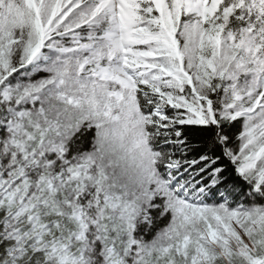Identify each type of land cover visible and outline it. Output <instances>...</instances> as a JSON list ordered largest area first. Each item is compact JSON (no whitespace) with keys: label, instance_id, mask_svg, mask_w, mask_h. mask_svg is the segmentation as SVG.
Segmentation results:
<instances>
[{"label":"snow or ice","instance_id":"6c2138e0","mask_svg":"<svg viewBox=\"0 0 264 264\" xmlns=\"http://www.w3.org/2000/svg\"><path fill=\"white\" fill-rule=\"evenodd\" d=\"M0 264H264V0H0Z\"/></svg>","mask_w":264,"mask_h":264}]
</instances>
